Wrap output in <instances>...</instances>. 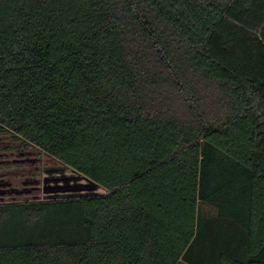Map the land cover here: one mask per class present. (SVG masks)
Instances as JSON below:
<instances>
[{"label":"trees","instance_id":"16d2710c","mask_svg":"<svg viewBox=\"0 0 264 264\" xmlns=\"http://www.w3.org/2000/svg\"><path fill=\"white\" fill-rule=\"evenodd\" d=\"M0 138L103 191L0 201V264H264V0H0Z\"/></svg>","mask_w":264,"mask_h":264},{"label":"rangeland","instance_id":"374dc122","mask_svg":"<svg viewBox=\"0 0 264 264\" xmlns=\"http://www.w3.org/2000/svg\"><path fill=\"white\" fill-rule=\"evenodd\" d=\"M87 179L21 143L0 138V201L62 199L100 195Z\"/></svg>","mask_w":264,"mask_h":264}]
</instances>
